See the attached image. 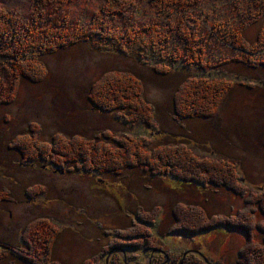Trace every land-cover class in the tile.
<instances>
[{
    "label": "rangeland",
    "instance_id": "1",
    "mask_svg": "<svg viewBox=\"0 0 264 264\" xmlns=\"http://www.w3.org/2000/svg\"><path fill=\"white\" fill-rule=\"evenodd\" d=\"M102 2L79 0L69 7H59L58 13L83 26L103 20L117 35L123 34L119 30L125 25L157 23L170 26L169 33L178 29V21L193 32L196 26L190 25H201L202 39L195 46H204L206 61L242 57L258 62L257 67L229 63L200 71L183 67L184 61L171 63V57L184 51L175 34L170 36L166 50H161L169 56L165 62L157 57L142 60L131 49L119 53L81 43L41 56L39 63L44 65L45 74L39 78V73L37 80L16 79L8 69L7 57L0 55L4 101L0 104V194L4 195H0V247L26 249L21 240L23 231L29 225L47 221L60 229L51 250L52 260L59 264H84L95 255L100 264H105L109 248L132 244V235L140 229H151L154 246L166 251L197 250L214 264H236L246 242L241 230L218 227L197 235L172 234L168 230L173 222L171 209L179 202L199 205L209 215L233 216L242 210L249 193L264 192V0H202L189 10L184 5L181 19L174 8L159 18L149 3L146 12L143 7H131L122 15L96 17ZM0 9L24 27L49 21L56 26L61 21L39 0H0ZM249 14L258 20L241 32L250 51L246 54L224 41L229 31L223 29L241 25ZM2 46L0 40V53ZM113 73L130 74L140 81L143 98L153 107L152 127L128 121L120 110H101L89 101L91 92ZM196 75L227 78L235 85L215 117L179 120L173 108L177 88L184 79ZM32 128L37 129L39 142L62 139L58 149L65 156L73 153L79 143L92 140L102 141L106 151H115V143L104 138L107 135L127 148L139 139L146 140L150 158L168 151L163 144H181L208 167L234 168L236 179L230 173L222 177L230 179L244 194L171 181V177L151 176L139 169H126L118 176L55 168L46 160L31 164L13 147L21 145ZM117 153L123 156V152ZM33 155L34 151L29 150L27 157ZM132 161L131 156H125L122 167ZM150 213L154 214L149 219L156 221L155 227L138 221V215ZM257 219L262 216L258 214ZM260 237L255 232L254 240L260 241ZM10 250L0 264H27ZM146 252L144 248L128 250L125 256L136 255L140 264H147Z\"/></svg>",
    "mask_w": 264,
    "mask_h": 264
},
{
    "label": "trees",
    "instance_id": "2",
    "mask_svg": "<svg viewBox=\"0 0 264 264\" xmlns=\"http://www.w3.org/2000/svg\"><path fill=\"white\" fill-rule=\"evenodd\" d=\"M77 1L79 0H39L46 10H54L53 14L61 19L56 26L52 21L45 22L42 24L43 26L24 27L17 25L13 16L6 15L0 9V40L3 42L0 55L7 57L6 62L10 64L8 69L12 76L18 80L23 77L32 80L40 73L39 78H41L45 74L44 65L39 63L41 56L81 43H90L97 49L115 50L119 53L131 49L132 53L142 60L157 57L161 62H165L169 56L161 53V50H166L172 34L177 36V42L180 46L184 45V51L183 55L179 53L175 57H171L173 59L170 61L171 63L184 61L186 65L182 64L183 67L199 69L200 71L209 70L214 66H226L229 63H242L252 68L257 67L258 62L248 59L243 60L242 57L225 58L218 60L216 63L206 61L204 46L202 48L195 46L196 42L202 39L201 25H190L191 27L196 26L195 32H193L190 27L178 21L176 23L178 29L171 33H169L170 26L158 25L157 23V25H125L119 30L123 31V34L117 35L110 26L103 23V20H97L91 25L83 26L78 25V22L72 23L70 17H66V14L61 15L62 12L58 13L59 7L63 5L69 7ZM201 2L202 0H103V5L96 11V17L122 15L131 7L137 9L143 7L146 12L149 9V3L152 10L158 11L159 18L166 16L174 8L175 12L179 10L181 15L179 19H181L185 13V9L181 10L184 5H188L187 9L189 10L191 9L190 6ZM56 8H58L57 12ZM257 15L259 18L261 16L260 12H257ZM258 18L249 14L241 25H237L231 30L223 29L224 32L229 31L224 41L231 42L233 48L242 53H250L241 37V32L248 24L255 23ZM197 32L199 36H197ZM161 72L163 74V70ZM39 78L37 77L35 80ZM234 85L235 82L227 78L210 79L198 75L187 77L180 83L174 96V116L179 120L211 119L215 117L221 104L233 90ZM97 86V89L88 96L89 101L95 107L105 111L120 110L128 121L142 123L147 127L154 125L153 107L143 98L142 85L136 77L130 74L116 75L113 73L109 74ZM2 89L1 87L0 93ZM2 93L0 94V104L4 102L1 98ZM37 138V129L32 128L30 133L23 138L22 144H14L13 147L21 154L23 160L31 164L34 161L46 160L49 165L55 168H67L69 171H92L98 174L105 173L118 176L122 175L126 169H139L151 176L171 177L173 178L171 181H181L197 187H221L239 196L244 194V190L243 192L238 191L230 179L224 178L228 177L230 173L232 176L234 174L236 179L234 168L228 169L226 166L223 168L219 166L218 169H215L216 167L213 166L208 167L205 165V161H200L198 157L196 158L181 144H163V148H167L168 151H163L162 154L153 155L150 158V150L146 146L149 142L146 140L139 139L138 142L132 143L127 148L122 147L120 143H116L115 138L107 135L104 138L108 142L115 143V151H106L102 141L92 140L87 141V143H79L76 149H73L74 154L70 153V155L65 156L61 155L58 149L62 139L54 137L48 143L39 142ZM95 142H100V144L97 145ZM29 150L34 151L32 157H27ZM118 150L123 152V156L117 153ZM127 155L131 156L133 161L127 167L125 164L123 168L122 164ZM195 158L196 160H194ZM0 195L4 196L3 194ZM156 209L158 212V208ZM171 213L173 222L168 231L172 234L197 235L218 227L241 230L246 236V242L238 252L236 264H264V192L256 195L249 193L242 210H239L233 216L209 215L199 205L182 202L175 204L171 209ZM258 214L262 216V219H257ZM150 217H154V214L150 213L148 216L138 215L137 218L139 222L155 227L156 221L150 220ZM39 222L29 225L27 230L23 231L24 234L21 236V240L26 245V249L15 251L1 246L0 260L5 259L10 250L24 259L27 264H59L52 260L51 250L52 245L59 236L60 229L47 221H42L40 224ZM142 230L140 229L132 235L131 238L134 240L132 244L112 245L109 252L112 250L113 253L108 260V264H140L136 255L128 257L125 256V253L128 250L139 251L142 248L148 252L149 261L147 264L179 263L185 251L182 253L170 252L160 246H154L151 229H148V231ZM255 232L260 234V241L254 240ZM119 253H122L123 256H120ZM97 260L98 258L95 255L91 262H85L84 264H97ZM98 264H100L99 260ZM182 264L207 263L198 254L188 253Z\"/></svg>",
    "mask_w": 264,
    "mask_h": 264
},
{
    "label": "water",
    "instance_id": "3",
    "mask_svg": "<svg viewBox=\"0 0 264 264\" xmlns=\"http://www.w3.org/2000/svg\"><path fill=\"white\" fill-rule=\"evenodd\" d=\"M188 253H196L198 254L207 264H213L207 257H205L202 253H200L199 251L197 250H189V251H185L179 261L178 264H182L183 263V260L185 258V256L188 254Z\"/></svg>",
    "mask_w": 264,
    "mask_h": 264
},
{
    "label": "flooded vegetation",
    "instance_id": "4",
    "mask_svg": "<svg viewBox=\"0 0 264 264\" xmlns=\"http://www.w3.org/2000/svg\"><path fill=\"white\" fill-rule=\"evenodd\" d=\"M112 253H113L112 250H111L110 252L107 253V255H106V260H105V264H108V260H109V258L111 257Z\"/></svg>",
    "mask_w": 264,
    "mask_h": 264
}]
</instances>
